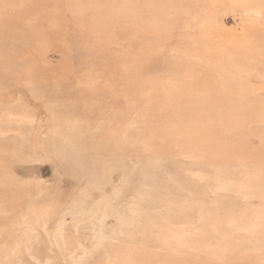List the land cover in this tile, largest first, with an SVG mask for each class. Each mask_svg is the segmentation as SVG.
<instances>
[{
    "label": "rangeland",
    "instance_id": "rangeland-1",
    "mask_svg": "<svg viewBox=\"0 0 264 264\" xmlns=\"http://www.w3.org/2000/svg\"><path fill=\"white\" fill-rule=\"evenodd\" d=\"M0 264H264V0H0Z\"/></svg>",
    "mask_w": 264,
    "mask_h": 264
},
{
    "label": "bare ground",
    "instance_id": "bare-ground-1",
    "mask_svg": "<svg viewBox=\"0 0 264 264\" xmlns=\"http://www.w3.org/2000/svg\"><path fill=\"white\" fill-rule=\"evenodd\" d=\"M71 157H74V156H71ZM85 159V158H84ZM6 212V211H5ZM17 214V213H16Z\"/></svg>",
    "mask_w": 264,
    "mask_h": 264
}]
</instances>
